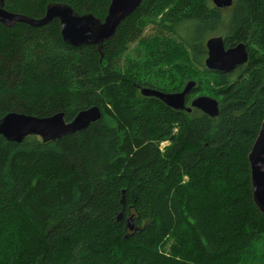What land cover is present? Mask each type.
Segmentation results:
<instances>
[{
    "label": "trees",
    "instance_id": "obj_1",
    "mask_svg": "<svg viewBox=\"0 0 264 264\" xmlns=\"http://www.w3.org/2000/svg\"><path fill=\"white\" fill-rule=\"evenodd\" d=\"M50 1L101 18L110 3L5 0V8L40 17ZM214 31L226 46L244 42L247 61L207 69L204 42ZM256 47L264 51V0H233L226 12L211 0H142L101 50L66 43L58 18L0 22V116L63 111L70 120L101 110L56 140L0 134V264H245L264 236L247 157L264 119ZM125 54L135 73L123 71ZM195 67L220 97L216 116L140 92L179 90L183 80L166 88L168 75L196 81ZM199 89L196 81L191 92Z\"/></svg>",
    "mask_w": 264,
    "mask_h": 264
},
{
    "label": "water",
    "instance_id": "obj_2",
    "mask_svg": "<svg viewBox=\"0 0 264 264\" xmlns=\"http://www.w3.org/2000/svg\"><path fill=\"white\" fill-rule=\"evenodd\" d=\"M141 1L110 0L107 13L101 18L90 11L79 12L70 4L60 1L48 2L44 14L33 17L8 10L5 8V0H0V22L6 26H13L17 22L39 26L58 18L60 33L66 43L75 46L93 43L101 50L102 43L113 36L121 20L132 13ZM211 1L218 8L233 4V0ZM204 43L206 55L203 64L209 70L229 72L248 59L246 45L242 41L226 46L224 36L214 34L208 36ZM195 85L194 79H188L181 89L175 91H164L150 86H139V89L141 94L155 96L174 109L191 111L194 107L211 117L218 115L219 101L216 97L197 94L187 103V95ZM100 117L101 110L98 105L80 109L70 120H65L63 111L40 116L11 110L0 116V134L7 140L15 142H21L28 135H37L42 141L56 140L64 134L86 128ZM247 157L250 165L252 198L257 208L264 213V119L260 123ZM120 202L125 203L124 189ZM127 226L130 229L135 228L131 217L127 219Z\"/></svg>",
    "mask_w": 264,
    "mask_h": 264
},
{
    "label": "rangeland",
    "instance_id": "obj_3",
    "mask_svg": "<svg viewBox=\"0 0 264 264\" xmlns=\"http://www.w3.org/2000/svg\"><path fill=\"white\" fill-rule=\"evenodd\" d=\"M226 9H227V7L221 8V10H223L225 12H226ZM214 34H217V31H214L211 35H214ZM208 36H210V34H208ZM126 54L128 55V53H126ZM126 54L124 55V57L122 58V61H121L122 66H123L122 69L125 72L135 73L136 70L131 66L130 62H128L130 57L126 56ZM255 54L258 56V58H260L261 55L264 54V51L261 48L256 47ZM260 64L261 65L264 64V60L262 62H260ZM201 67H203V66H201ZM201 67L200 68L195 67L197 72L193 77L196 79L197 82L200 83V89L198 91L191 92L189 98H192L193 96H195L197 94H207V95L213 96L212 91L206 87V78L208 76L204 73V68H201ZM167 68H168V66L161 65V69H167ZM168 79H169V82L166 83V85H165L166 88L176 87L180 84V81L183 80L180 84V88H181L184 85V83L187 81L186 78H181L179 73H171L170 75H168ZM144 80H147V79H144ZM158 85H160L159 82H158ZM160 86H162V85H160ZM213 97H215V96H213ZM216 98L220 101V97H216ZM263 263H264V236H261L260 239L255 242L254 247H253V251H252L250 257L248 258V260L245 264H263Z\"/></svg>",
    "mask_w": 264,
    "mask_h": 264
},
{
    "label": "built area",
    "instance_id": "obj_4",
    "mask_svg": "<svg viewBox=\"0 0 264 264\" xmlns=\"http://www.w3.org/2000/svg\"><path fill=\"white\" fill-rule=\"evenodd\" d=\"M167 142H168L167 139L161 140V141L159 142V147H160V149H163L162 147H163Z\"/></svg>",
    "mask_w": 264,
    "mask_h": 264
},
{
    "label": "flooded vegetation",
    "instance_id": "obj_5",
    "mask_svg": "<svg viewBox=\"0 0 264 264\" xmlns=\"http://www.w3.org/2000/svg\"><path fill=\"white\" fill-rule=\"evenodd\" d=\"M222 35H223V34H222ZM223 36H224V35H223ZM231 45H234V44H231ZM227 46H229V45H227ZM205 49H206V46H205ZM246 49H247V52L249 53L247 46H246ZM205 55H206V54H205ZM237 66H238V65H237ZM237 66H236V67H237ZM236 67H235V68H236ZM139 85H140V84H139ZM141 86H142V85H141ZM218 101H219V100H218Z\"/></svg>",
    "mask_w": 264,
    "mask_h": 264
}]
</instances>
